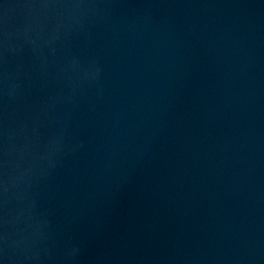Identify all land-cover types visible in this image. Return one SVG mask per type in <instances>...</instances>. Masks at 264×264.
<instances>
[{
    "label": "water",
    "instance_id": "obj_1",
    "mask_svg": "<svg viewBox=\"0 0 264 264\" xmlns=\"http://www.w3.org/2000/svg\"><path fill=\"white\" fill-rule=\"evenodd\" d=\"M0 264H264V0H0Z\"/></svg>",
    "mask_w": 264,
    "mask_h": 264
}]
</instances>
